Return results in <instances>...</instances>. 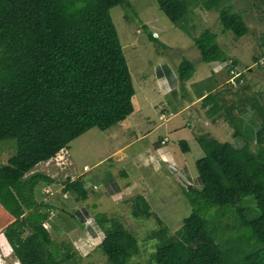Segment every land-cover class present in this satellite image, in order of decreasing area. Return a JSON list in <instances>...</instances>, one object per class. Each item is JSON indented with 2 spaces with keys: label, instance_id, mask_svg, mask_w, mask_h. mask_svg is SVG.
Listing matches in <instances>:
<instances>
[{
  "label": "trees",
  "instance_id": "obj_1",
  "mask_svg": "<svg viewBox=\"0 0 264 264\" xmlns=\"http://www.w3.org/2000/svg\"><path fill=\"white\" fill-rule=\"evenodd\" d=\"M197 1L156 0L172 23L185 16ZM123 2L0 0V140L16 142L15 152L0 165V196L15 217L3 234L20 264H68L52 247L41 225L47 218L41 209L49 206L35 198L37 183L50 177L41 172L25 175L86 131L106 130L134 110L131 75L109 13ZM207 7L216 8L214 4ZM232 8L229 4L218 9L217 19L225 30L241 37L248 26ZM156 37L151 36L154 41ZM193 46L202 62L224 59L211 29L193 37ZM194 69V63L182 57L176 67L181 88ZM201 107L209 116H221L222 105L214 93L203 97ZM258 112L261 123L255 141L262 145L264 111L258 108ZM224 116L234 126V143L205 134L196 136L203 151L195 161L201 186L191 189L198 209H192L173 235H168L157 219L159 226L149 237L156 239L151 256L154 264H264V148L259 146L253 152L240 137L237 121L227 110ZM180 143L187 151L185 142ZM74 186L75 182H67L64 191H72ZM246 195L257 204L258 215L252 219L245 218L237 204ZM133 201L135 216L152 217L142 195ZM218 206L237 208L240 226L251 229L259 249L248 252L230 247L225 251L220 247L207 219L200 214ZM23 209L29 212L23 214ZM94 218L104 232L100 247L109 261L141 264L130 260L139 253L135 235L116 216L101 212Z\"/></svg>",
  "mask_w": 264,
  "mask_h": 264
},
{
  "label": "rangeland",
  "instance_id": "obj_2",
  "mask_svg": "<svg viewBox=\"0 0 264 264\" xmlns=\"http://www.w3.org/2000/svg\"><path fill=\"white\" fill-rule=\"evenodd\" d=\"M223 1L225 2L223 4H232V10L242 15L248 26V32L245 35L235 37L230 30H225L222 27L216 17L217 12L205 8L212 4V0H198L196 5L190 6L187 14L177 21V27L171 29L165 28V25L160 23V21L170 22V20L159 9L156 0H125L122 4L112 7L109 13L122 46L133 88L146 80L148 93L147 87L154 86L155 75L163 63L166 62L174 68L177 56L182 54V57L193 62L195 67L197 66L195 79L205 75H213L217 80L228 79L225 85L223 84L214 93V97L222 105V109L219 111L221 116H209L205 113L203 117L206 118L208 124L197 123V119H195L193 126L203 128L200 134L211 136L219 141L234 143L232 135L234 126L224 116L227 110L240 127L239 134L242 140L250 146L253 152H256L259 146L264 148V144L258 145L255 141V131L261 123L258 108H262L264 111V0ZM205 29H211L217 34L216 41L224 52L225 56L221 62L227 64L228 67H225L221 72H215L212 68L213 64L218 63H199L197 59L199 52L196 47L191 45V47L179 48L188 45L193 37ZM151 36H157L155 41ZM161 42L166 47H163ZM235 72L239 74L238 77L234 76ZM134 90L141 92L139 89ZM129 117L123 120L129 121L133 128L130 131H123L119 137H113L112 134L123 123L106 130L92 128L72 140L69 144L70 149L67 148L68 157L74 164L72 170L75 173L83 172L88 175L101 173L105 163L96 167L94 164L105 153L113 150V146L118 140L126 141L138 130L136 117L133 116V120ZM249 136L251 139L248 138ZM141 144L142 149L147 146L144 141ZM137 149L138 143L128 148L130 161L123 165L130 176L136 179H132L130 184L131 186L132 183H137L136 189L132 190L131 197L110 205L105 213L116 216L124 227L135 235L139 253L131 257V262L154 264L151 256L156 249V239L151 240L149 237L152 235V231L159 226L157 219L167 228V234L173 235L192 209H198V204L192 199L194 193L191 189L198 190L201 183L195 184L187 181L189 185L194 186L181 191L166 177L170 174L173 176L169 169L170 166L162 163H160L161 166L158 164V168L155 163L142 165L143 160H140L137 166L135 160V155L139 152ZM15 150L14 139L0 140V165L6 163L8 157ZM85 165L89 167V171H83ZM192 167L197 172L196 166ZM105 176L108 178L109 174L105 173ZM84 180L88 179L85 177ZM137 195L146 198L153 214L152 217L147 219L141 215H134L133 200ZM237 204L239 208H243L245 218L252 219L258 215L257 204L252 196L241 197ZM200 214L207 219L211 234L215 236L216 242L225 251H229L230 247L248 252L255 250V247L260 248V245L255 243L251 229L240 226L236 207H210L205 211H200ZM105 260L102 263L97 262V264H110ZM92 264H95L94 261Z\"/></svg>",
  "mask_w": 264,
  "mask_h": 264
},
{
  "label": "crops",
  "instance_id": "obj_3",
  "mask_svg": "<svg viewBox=\"0 0 264 264\" xmlns=\"http://www.w3.org/2000/svg\"><path fill=\"white\" fill-rule=\"evenodd\" d=\"M223 3H225L223 0L218 3L212 1L217 10L216 8L211 10L217 12L218 9L230 4ZM160 23H163L168 29L177 27V22L160 21ZM191 45L193 46L192 39L188 45L179 48H187ZM177 57L174 68L164 62L157 70L156 83H153L154 86L152 87H147L148 93L146 80L134 88L141 90V92L134 90L135 93L132 98L134 110L126 118L130 116L129 118L133 120V116H135L139 128L126 141L120 142L118 140L113 146L114 149L105 153L94 164L96 167L105 163L101 173H91L90 175L83 172L75 173L72 170L74 164L68 157L67 148L70 149L68 145V147L61 149L55 157L35 165L25 175L29 176L34 172H41L50 177L49 181L37 183L35 198L38 203H46L49 206L41 209V212L47 215L41 225L50 237L52 247L68 264H92L93 261L97 264V262L102 263L104 259L113 264L103 255L100 246L104 232L94 217L98 213L105 212L110 205L128 199L133 194L132 190L136 189L137 183H132L130 186L131 180L134 178L123 167L130 161L128 152L130 146L138 143L137 151L139 152L135 155L137 166L140 160H143L142 165L155 163L156 168H158V164L162 163L174 168L173 176L170 174L166 177L181 191L194 186L189 185L188 182L200 183L198 172H195L192 166H195V161L203 156V151H201V147L199 148L196 140V136L200 135L203 128L194 127L193 122L197 119V123L208 124L206 118L203 117L206 108L201 107V100L207 94L217 92L228 79L217 80L213 75H205L195 79L196 66L192 76L184 81L181 88L176 67L182 56L178 55ZM197 59L199 63H218L212 66L215 72H221L225 67H228L221 61L202 62L199 60V55ZM120 123L123 124L120 125ZM115 125L120 126L114 130L113 137H119L123 131H130L133 128L127 120H122ZM143 141L147 143V146L142 149L141 143ZM180 142H185L188 146L187 151L182 150L184 144ZM84 168V172L85 170L89 171L87 165ZM105 173L109 174L108 178H106ZM85 177L88 180L83 181ZM67 182H75L74 190L64 191ZM3 200L4 196L1 194L0 264H20L3 234L4 228L15 219ZM27 212L29 210L23 209V214Z\"/></svg>",
  "mask_w": 264,
  "mask_h": 264
},
{
  "label": "water",
  "instance_id": "obj_4",
  "mask_svg": "<svg viewBox=\"0 0 264 264\" xmlns=\"http://www.w3.org/2000/svg\"><path fill=\"white\" fill-rule=\"evenodd\" d=\"M169 169H170V171L175 172V169L174 168L169 167Z\"/></svg>",
  "mask_w": 264,
  "mask_h": 264
},
{
  "label": "built area",
  "instance_id": "obj_5",
  "mask_svg": "<svg viewBox=\"0 0 264 264\" xmlns=\"http://www.w3.org/2000/svg\"><path fill=\"white\" fill-rule=\"evenodd\" d=\"M237 75H238V74L235 72V73H234V76L236 77ZM234 76H233V77H234ZM235 77H234V78H235Z\"/></svg>",
  "mask_w": 264,
  "mask_h": 264
},
{
  "label": "clouds",
  "instance_id": "obj_6",
  "mask_svg": "<svg viewBox=\"0 0 264 264\" xmlns=\"http://www.w3.org/2000/svg\"><path fill=\"white\" fill-rule=\"evenodd\" d=\"M237 73V72H236ZM239 75V74H238ZM238 75L236 77H238ZM172 168V167H171Z\"/></svg>",
  "mask_w": 264,
  "mask_h": 264
}]
</instances>
